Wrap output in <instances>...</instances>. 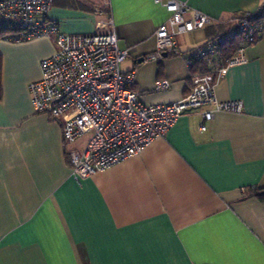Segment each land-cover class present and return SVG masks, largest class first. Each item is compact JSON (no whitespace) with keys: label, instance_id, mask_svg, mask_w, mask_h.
Segmentation results:
<instances>
[{"label":"crops","instance_id":"obj_1","mask_svg":"<svg viewBox=\"0 0 264 264\" xmlns=\"http://www.w3.org/2000/svg\"><path fill=\"white\" fill-rule=\"evenodd\" d=\"M122 70L135 71L144 104L172 103L192 88L187 58L264 0H180L216 24L178 36L182 55L151 59L155 32L170 16L154 0H107ZM54 0L48 17L69 34L95 30L97 5L87 11ZM219 30V31H218ZM54 40H0V264H264V33L247 61L228 67L215 86L221 101L240 100L242 113L185 111L139 154L81 180L71 171L62 124L32 105L29 84ZM170 87L156 89L159 80ZM210 108V107H205ZM204 108V109H205Z\"/></svg>","mask_w":264,"mask_h":264},{"label":"built area","instance_id":"obj_2","mask_svg":"<svg viewBox=\"0 0 264 264\" xmlns=\"http://www.w3.org/2000/svg\"><path fill=\"white\" fill-rule=\"evenodd\" d=\"M154 1L165 6L170 16L155 32L156 50L149 55L151 59L165 54L182 55L180 34L217 23L186 2ZM53 4L54 0H0V19L10 29L4 40L23 42L45 37L56 43V51L41 61V77L29 84V90L34 111L60 121L66 143L86 137L82 149L69 151L75 179L81 180L141 153L189 109H202L201 131L207 129L206 122L218 111H244L240 100H219L215 86L228 67L247 61V48L264 33V20L253 18V13H242L225 32L206 40L189 54L190 65L206 59L211 68L192 77V88L184 98L148 105L135 89V71L122 70L129 51L118 44L112 16L97 7L99 18L94 32L69 34L48 17ZM235 41L239 43L237 50L225 56L223 47ZM170 85L167 79L159 80L156 89L166 90Z\"/></svg>","mask_w":264,"mask_h":264},{"label":"trees","instance_id":"obj_3","mask_svg":"<svg viewBox=\"0 0 264 264\" xmlns=\"http://www.w3.org/2000/svg\"><path fill=\"white\" fill-rule=\"evenodd\" d=\"M68 4L72 5L73 7H78V8H81L83 10H87V11H92L93 7H94L92 5L93 3L90 2L89 0H69ZM102 10L105 13H109V11H110L108 5ZM236 17H238V16H236ZM252 17L256 18L257 20H264V3L259 7V9L256 12L253 13ZM219 30H222V31H220L219 33L216 32V34L213 35V37L226 31V29H224V28L219 29ZM9 32H10V29L8 28L7 23L3 19H0V40H2V39L4 40V38L6 37V35L9 34ZM238 46H239V43L236 41L228 43L227 46L223 47V54L225 56L233 55L235 53V51L237 50ZM3 64H4L3 55L0 53V100L2 99V96H3V89H2ZM210 68H211L210 64L208 63V61L206 59H201V60H198L196 62H193V64H191V69L193 72H196L198 70L203 71V72H207L210 70ZM67 156L69 158V154ZM249 194L256 196L260 201L264 202V188H260V189L259 188H253L250 190Z\"/></svg>","mask_w":264,"mask_h":264},{"label":"rangeland","instance_id":"obj_4","mask_svg":"<svg viewBox=\"0 0 264 264\" xmlns=\"http://www.w3.org/2000/svg\"><path fill=\"white\" fill-rule=\"evenodd\" d=\"M90 2H92L93 4H96L98 8H102L104 9L107 5H108V1L107 0H89ZM85 137H82L80 139H84Z\"/></svg>","mask_w":264,"mask_h":264},{"label":"water","instance_id":"obj_5","mask_svg":"<svg viewBox=\"0 0 264 264\" xmlns=\"http://www.w3.org/2000/svg\"><path fill=\"white\" fill-rule=\"evenodd\" d=\"M165 55H167V54H165Z\"/></svg>","mask_w":264,"mask_h":264}]
</instances>
